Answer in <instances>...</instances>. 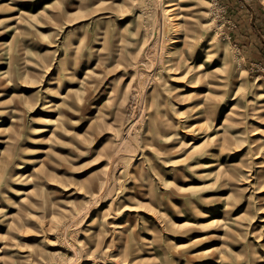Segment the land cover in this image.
Listing matches in <instances>:
<instances>
[{
	"label": "rangeland",
	"instance_id": "374dc122",
	"mask_svg": "<svg viewBox=\"0 0 264 264\" xmlns=\"http://www.w3.org/2000/svg\"><path fill=\"white\" fill-rule=\"evenodd\" d=\"M0 264H264V0H0Z\"/></svg>",
	"mask_w": 264,
	"mask_h": 264
},
{
	"label": "bare ground",
	"instance_id": "6f19581e",
	"mask_svg": "<svg viewBox=\"0 0 264 264\" xmlns=\"http://www.w3.org/2000/svg\"><path fill=\"white\" fill-rule=\"evenodd\" d=\"M177 42H179L177 39L176 40H173V44H177ZM185 52L184 51H182V54H184ZM211 250H208V251H206L205 253H209Z\"/></svg>",
	"mask_w": 264,
	"mask_h": 264
}]
</instances>
